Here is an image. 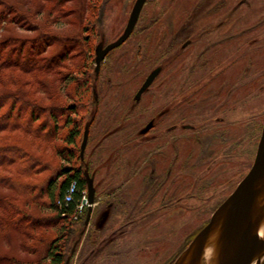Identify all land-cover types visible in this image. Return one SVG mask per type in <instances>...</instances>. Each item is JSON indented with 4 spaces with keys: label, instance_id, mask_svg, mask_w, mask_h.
<instances>
[{
    "label": "rangeland",
    "instance_id": "374dc122",
    "mask_svg": "<svg viewBox=\"0 0 264 264\" xmlns=\"http://www.w3.org/2000/svg\"><path fill=\"white\" fill-rule=\"evenodd\" d=\"M9 1L44 31L89 38L84 54L71 56L57 71L68 73V80L91 73L98 98L95 118L90 107L78 116V143L89 122V135H98L85 165L79 163L94 176L96 195L89 224L85 208L75 217L68 264L173 262L255 160L264 124V0H147L132 35L107 54L98 72L97 45L121 35L136 0H112L103 15L99 0ZM15 15L3 21L0 39L38 34L15 22ZM59 46L45 45L42 56L54 55ZM21 52L14 49L12 58L23 57ZM157 67L159 74L137 98ZM54 73L10 66L0 72V90L23 89L45 104L62 98L70 105L72 85L60 84ZM149 120L153 127L144 132ZM67 133L58 132L56 145H66ZM26 137L48 160L64 163L54 146ZM66 224L41 232L56 235ZM13 235L5 240L0 230V253L36 260V253L23 249L21 234Z\"/></svg>",
    "mask_w": 264,
    "mask_h": 264
},
{
    "label": "trees",
    "instance_id": "16d2710c",
    "mask_svg": "<svg viewBox=\"0 0 264 264\" xmlns=\"http://www.w3.org/2000/svg\"><path fill=\"white\" fill-rule=\"evenodd\" d=\"M111 1L99 0V14L103 15ZM1 5L0 26L8 14L16 11L13 20L24 28L30 24V28L38 30V34L30 38L8 36L0 39V72L10 66H17L24 72H55L56 75H52L58 77L60 84L68 83L72 87L66 93L70 105L64 104L62 98L59 102L45 104L29 96L23 89L0 90V230L8 241H12L14 232H18L22 236L23 249L37 254L36 260H27L13 253H0V264H67L70 238L78 222L75 220L76 213L87 191L85 167L79 165L83 162L81 144L78 143L82 135L83 119L78 116L81 109L88 112L90 107V110L95 109V114L91 110V116L94 114L95 118L98 98H95L91 73L86 72L84 76H76L72 80H68L70 75L66 72L62 75L57 73L58 67L64 65L71 56L84 54L89 38L84 37L82 32L60 34L44 31L38 21L20 11L15 3L0 0ZM100 22L101 19L97 24L100 25ZM83 31H89L87 25ZM53 42L60 45L58 51L51 56H42L45 45ZM8 46H13L9 54L5 51ZM17 48L22 49L24 56L13 59L12 52ZM42 81L47 87H52L47 81ZM89 94L92 98L87 97ZM63 128H68L63 138L66 145L59 146L55 141ZM95 131L99 134V131ZM26 136H31L42 147L54 146L55 156L66 164H55L48 160ZM92 137H98L97 133L89 135L85 155ZM82 164L85 165L84 162ZM29 204L35 205V209L30 208ZM62 221L67 224L56 235L41 232Z\"/></svg>",
    "mask_w": 264,
    "mask_h": 264
},
{
    "label": "water",
    "instance_id": "95a60500",
    "mask_svg": "<svg viewBox=\"0 0 264 264\" xmlns=\"http://www.w3.org/2000/svg\"><path fill=\"white\" fill-rule=\"evenodd\" d=\"M147 0H136L123 33L114 41L96 47V71L114 48L122 45L134 31ZM160 67L145 79L137 93L139 98L151 85ZM152 125L149 124L148 128ZM90 133L87 123L81 144L84 159ZM85 172L89 194V208L85 220L88 225L95 203V178ZM264 124L253 165L235 189L215 209L209 221L171 264H264ZM213 247L207 257L208 248ZM70 259L67 258V264Z\"/></svg>",
    "mask_w": 264,
    "mask_h": 264
},
{
    "label": "built area",
    "instance_id": "2783aa9c",
    "mask_svg": "<svg viewBox=\"0 0 264 264\" xmlns=\"http://www.w3.org/2000/svg\"><path fill=\"white\" fill-rule=\"evenodd\" d=\"M89 205V202H88V194L87 192L84 194L83 196V199L78 207V210H77V213H76V218H77V214L80 213V211H82V209L85 208L86 210V207Z\"/></svg>",
    "mask_w": 264,
    "mask_h": 264
},
{
    "label": "flooded vegetation",
    "instance_id": "af4514ba",
    "mask_svg": "<svg viewBox=\"0 0 264 264\" xmlns=\"http://www.w3.org/2000/svg\"><path fill=\"white\" fill-rule=\"evenodd\" d=\"M145 4H146V3H145ZM122 33H123V32H122ZM122 33H121V34H122ZM132 33H133V32H132ZM157 68H158V67H157ZM155 69H156V68H155ZM153 70H154V69H153ZM153 70H152V71H153ZM152 71H151V72H152ZM158 74H159V73H158ZM154 80H155V79H154ZM152 83H153V82H152ZM152 83H151V84H152ZM142 85H143V84H142ZM140 88H141V87H140ZM138 91H139V90H138ZM138 91H137V93H138ZM137 93H136V96H137ZM137 98H138V97H137ZM150 123H152V125L148 128V126H149ZM152 127H153V122L149 120V122L147 123V125H146L142 130L145 132V131H148L149 129H151ZM171 263H172V262H169L168 264H171Z\"/></svg>",
    "mask_w": 264,
    "mask_h": 264
},
{
    "label": "bare ground",
    "instance_id": "6f19581e",
    "mask_svg": "<svg viewBox=\"0 0 264 264\" xmlns=\"http://www.w3.org/2000/svg\"><path fill=\"white\" fill-rule=\"evenodd\" d=\"M263 229H262V233L264 232V222H263V227H262ZM212 250H213V247H210V248H208V250H207V257L209 258L210 257V255L212 254ZM257 258L255 259V261H254V263L253 264H256L257 263Z\"/></svg>",
    "mask_w": 264,
    "mask_h": 264
},
{
    "label": "crops",
    "instance_id": "0c3cea01",
    "mask_svg": "<svg viewBox=\"0 0 264 264\" xmlns=\"http://www.w3.org/2000/svg\"><path fill=\"white\" fill-rule=\"evenodd\" d=\"M93 213V212H92ZM92 216V215H91Z\"/></svg>",
    "mask_w": 264,
    "mask_h": 264
}]
</instances>
